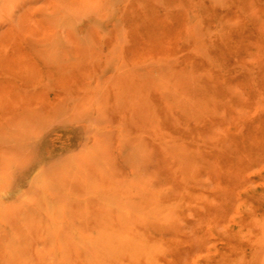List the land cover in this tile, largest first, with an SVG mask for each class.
Returning <instances> with one entry per match:
<instances>
[{"label": "rangeland", "instance_id": "rangeland-1", "mask_svg": "<svg viewBox=\"0 0 264 264\" xmlns=\"http://www.w3.org/2000/svg\"><path fill=\"white\" fill-rule=\"evenodd\" d=\"M0 100V264H264V0H0Z\"/></svg>", "mask_w": 264, "mask_h": 264}, {"label": "bare ground", "instance_id": "bare-ground-1", "mask_svg": "<svg viewBox=\"0 0 264 264\" xmlns=\"http://www.w3.org/2000/svg\"><path fill=\"white\" fill-rule=\"evenodd\" d=\"M220 1V0H219ZM217 2V1H216ZM218 3V2H217ZM216 4V3H215ZM219 4V3H218ZM227 6V5H226ZM138 8V7H137ZM227 8V7H226ZM240 18H241V16H239ZM248 17H250V15L248 16ZM132 23V22H131ZM220 23V22H219ZM214 33H216V31L214 32ZM218 34H219V32H218ZM220 35V34H219ZM221 35H222V33H221ZM150 40V39H149ZM209 41V40H208ZM173 42V41H172ZM210 42V41H209ZM223 43V42H222ZM144 45V44H143ZM167 45V44H166ZM206 45V44H205ZM210 46V45H209ZM163 47V46H162ZM167 48V47H166ZM169 48V47H168ZM165 49V48H164ZM194 49H196V48H194ZM197 49H199V48H197ZM153 50V49H152ZM201 50V49H200ZM198 51V50H197ZM189 52V51H188ZM184 53V52H183ZM182 53V54H183ZM182 54H180L179 56H181ZM190 54V53H189ZM203 54H205V53H203ZM178 56V57H179ZM208 59V58H207ZM236 60V59H235ZM177 62V61H176ZM224 63V62H223ZM219 64V63H218ZM178 65V64H177ZM173 66H174V64H173ZM193 66V65H192ZM173 69V68H172ZM173 70H175V68L173 69ZM190 71H192V70H190ZM173 73L175 72V71H172ZM177 72H178V70H177ZM180 72V71H179ZM173 73H171V74H173ZM184 74V73H183ZM191 74V73H190ZM187 75V74H186ZM185 75V76H186ZM202 75V77H203V74H201ZM173 77H174V75H172ZM190 76V75H189ZM182 77V76H181ZM177 79V78H176ZM188 79V78H187ZM174 81H176L175 79H174ZM176 82H180L181 83V81H180V78H179V80L178 81H176ZM178 84V83H177ZM181 85V84H180ZM179 84H178V86H180ZM203 85V84H202ZM201 86V85H200ZM3 95V94H2ZM7 98V97H6ZM13 98V97H12ZM8 100V99H7ZM1 101V100H0ZM8 103H10V102H8ZM16 103V102H15ZM1 104V103H0ZM2 104H3V102H2ZM17 105V104H16ZM19 105V104H18ZM0 106H2V105H0ZM184 162V161H183ZM181 164V163H180ZM184 164V163H183ZM183 164H181V166L183 165ZM179 164H178V162H177V166H178ZM186 165V164H185ZM182 176V175H181ZM182 180H184V178L182 179ZM183 182H185V181H183ZM177 183V182H176ZM184 186H185V184H184ZM158 210H160L159 208H158ZM157 210V211H158ZM160 211H162V209L160 210ZM142 239V238H141ZM139 240V239H138ZM137 242H135V244H136ZM142 243H144V242H142ZM137 244H141L140 242H138ZM146 244V243H145ZM141 246H142V244H141ZM147 247H149V246H147ZM144 250V249H143ZM137 252V251H136ZM141 254V253H140ZM145 254H147V253H145ZM150 254V253H149ZM153 255V254H152ZM136 256V255H135ZM147 256H149V255H147ZM147 256H145V257H147ZM154 256V255H153ZM152 257V256H151ZM139 258V257H138ZM151 259V258H150ZM150 261V260H149ZM136 262V261H135ZM146 262H147V260H146ZM145 262V263H146ZM138 263V262H137ZM151 264V263H150Z\"/></svg>", "mask_w": 264, "mask_h": 264}]
</instances>
